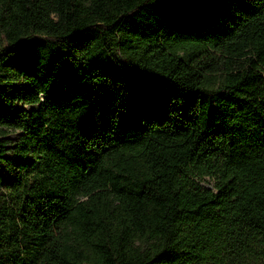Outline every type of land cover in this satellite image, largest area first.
I'll list each match as a JSON object with an SVG mask.
<instances>
[{
    "label": "trees",
    "instance_id": "16d2710c",
    "mask_svg": "<svg viewBox=\"0 0 264 264\" xmlns=\"http://www.w3.org/2000/svg\"><path fill=\"white\" fill-rule=\"evenodd\" d=\"M0 264H264V0H0Z\"/></svg>",
    "mask_w": 264,
    "mask_h": 264
}]
</instances>
